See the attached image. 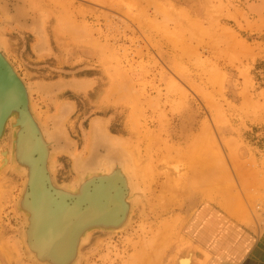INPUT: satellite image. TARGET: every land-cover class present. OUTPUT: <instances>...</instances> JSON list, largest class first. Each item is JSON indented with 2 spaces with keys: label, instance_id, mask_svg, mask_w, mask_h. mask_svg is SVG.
Wrapping results in <instances>:
<instances>
[{
  "label": "rangeland",
  "instance_id": "obj_1",
  "mask_svg": "<svg viewBox=\"0 0 264 264\" xmlns=\"http://www.w3.org/2000/svg\"><path fill=\"white\" fill-rule=\"evenodd\" d=\"M0 63L20 94L0 131V264H209L197 233L232 260L239 232L264 230V0H0ZM41 157L51 196L91 211L121 177L118 217L60 255L46 246L80 213L52 209Z\"/></svg>",
  "mask_w": 264,
  "mask_h": 264
},
{
  "label": "bare ground",
  "instance_id": "obj_2",
  "mask_svg": "<svg viewBox=\"0 0 264 264\" xmlns=\"http://www.w3.org/2000/svg\"><path fill=\"white\" fill-rule=\"evenodd\" d=\"M0 66L2 67V70H0V77H3L5 79V81L7 82L6 88H0V118L3 117L4 115V111L6 106L9 104V102L11 101H16L19 99V90L18 87L16 85V83L14 82L13 78L11 77V74L9 73V71H7L3 65L0 63ZM17 107V106H16ZM12 114V113H11ZM10 116V115H9ZM8 119V118H7ZM24 121H19V123H23ZM30 137H32L34 139L33 136V130L28 128V135L25 136L24 141H23V146L25 148V151L22 153L23 158H27L26 157V152L29 150L30 146L32 145L33 139L30 140ZM35 140V139H34ZM37 141V140H35ZM29 143V146H28ZM28 146V147H27ZM43 157V155H41ZM41 157V160L39 162H37L36 164H34V168L32 166V170L33 173H35V181L37 182V185L39 187H41L43 189V191L46 193V195L50 198L51 200V207L52 209H54V207L57 206V204H60L64 207L65 209L71 210V209H77L79 211V216L77 218H72V222L69 223L68 227H67V231L65 230L64 234L61 233L60 234V238L62 239L60 242L53 244V245H49L46 246L49 250H51L52 252H54V254L60 255L63 254L64 251V247L66 246V244L68 243V240L70 238V235L75 232L76 230H78L79 227H81L82 225H84L86 222L95 220V219H106V220H111V219H115L116 217H118V214L120 213V210L118 208L119 203H118V199H119V195L116 196V194H114L110 189H108L109 187H111L113 190H116L117 192H119V189L116 188L117 185L121 182L120 180V176L116 173H114V176L110 177L108 179L109 182H107V184L105 183V189H103L102 193L103 195H106L108 200H105L104 203H108V207H109V212L107 214H105L104 211H91V200L92 198L89 196H87V203L88 204H83V202H79V203H73V204H66V202L64 201H60L58 199H56L54 196H51V192L46 188H44L43 186V175L42 172H39L40 170V163L43 162V159ZM27 160V159H26ZM43 164V163H42ZM31 180V179H30ZM107 185V187H106ZM35 191V190H34ZM92 195H96V192H94ZM32 198L33 200L31 201V206H34V196L32 194ZM85 205V206H84ZM125 207V205L123 206ZM37 212V211H36ZM94 212V213H92ZM93 215H92V214ZM91 214V215H88ZM49 219V216L47 217ZM64 219H66L65 216H59V214L57 212H55V215H53L51 217V224L52 227L51 229H49L50 234H58L60 233V223H62V221H64ZM39 222V219H38ZM33 238H35V236H33ZM59 238V240H60ZM64 238H66V240L64 242H62L64 240ZM191 261L188 257L183 258L181 260V264H190Z\"/></svg>",
  "mask_w": 264,
  "mask_h": 264
},
{
  "label": "crops",
  "instance_id": "obj_3",
  "mask_svg": "<svg viewBox=\"0 0 264 264\" xmlns=\"http://www.w3.org/2000/svg\"><path fill=\"white\" fill-rule=\"evenodd\" d=\"M208 233L204 229L197 234L199 246L210 250L214 257L209 264H264V230L259 235L246 231L239 232V238L234 239L233 253H229L233 256L232 260L226 257L225 237L217 235L212 238ZM203 258L202 261H204Z\"/></svg>",
  "mask_w": 264,
  "mask_h": 264
},
{
  "label": "water",
  "instance_id": "obj_4",
  "mask_svg": "<svg viewBox=\"0 0 264 264\" xmlns=\"http://www.w3.org/2000/svg\"><path fill=\"white\" fill-rule=\"evenodd\" d=\"M19 97V96H18ZM19 103V99L18 100H14V101H10L9 102V104L6 106V108H5V111H4V115H3V117H1L0 118V131H1V126H2V124H3V122H4V120H5V118L7 117V115L10 113V111H11V109H12V107L14 106V105H16V104H18ZM35 187H36V185H35ZM34 190H35V188H34ZM100 221H110V220H106V219H95V220H92V221H89V222H86L84 225H82V226H85V225H91V224H94V223H98V222H100ZM71 236V235H70Z\"/></svg>",
  "mask_w": 264,
  "mask_h": 264
}]
</instances>
